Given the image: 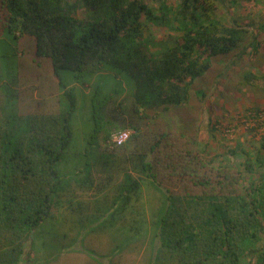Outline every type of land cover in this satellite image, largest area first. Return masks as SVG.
<instances>
[{
	"label": "trees",
	"instance_id": "trees-1",
	"mask_svg": "<svg viewBox=\"0 0 264 264\" xmlns=\"http://www.w3.org/2000/svg\"><path fill=\"white\" fill-rule=\"evenodd\" d=\"M227 2L0 0V264L21 263L26 239L72 188V183L63 186L57 165L71 146L78 100L60 72L82 78L109 69L117 85L100 108L105 124L135 133L124 146L111 148L107 143L115 130L108 127L104 152L112 159L119 148L150 135L127 155L132 169L113 200L128 207L138 198L141 182L132 172L161 191L152 264H244L251 254L255 260L246 264H264V249L256 248L264 233L262 150L251 154L238 144L231 154L239 163L217 167L195 135L141 133L151 117L148 110L188 101L190 85L210 69L212 58L232 53L242 58L259 49L249 28L263 29L264 17L223 18L219 10ZM153 26L165 27L168 35L158 38ZM43 65L57 76L52 81L59 79L55 88L68 107L23 113L18 108L26 96L45 94L52 86L31 84ZM244 74L249 82L257 75Z\"/></svg>",
	"mask_w": 264,
	"mask_h": 264
},
{
	"label": "rangeland",
	"instance_id": "rangeland-1",
	"mask_svg": "<svg viewBox=\"0 0 264 264\" xmlns=\"http://www.w3.org/2000/svg\"><path fill=\"white\" fill-rule=\"evenodd\" d=\"M229 1L219 10L223 18L250 13L256 21H262L263 0H238L240 5L236 6ZM249 29L258 39L255 45L260 42L256 52L253 49L242 58L235 57V53L212 58L210 69L190 85L188 101L183 105H172L165 111L148 110L151 117L141 133L172 131L195 135L202 153L207 158L213 157L217 167L239 163L240 158L231 154L238 144L251 154L259 150L263 154L264 28L257 26ZM152 31L158 38L169 33L165 27L158 26H153ZM24 57L26 64L29 56L26 54ZM48 69L45 65L38 68L41 76L35 77L36 81L31 84L35 83L38 88L51 83L50 89L53 90L46 88L45 94L39 91L26 96L25 101L19 104L21 112L64 111L68 107L67 98L55 88L59 79L52 81L57 76ZM109 70L82 78L73 77L69 71L60 72L65 84L74 88L78 100L72 121L71 146L57 165L63 186L72 183V188L66 191L62 203L56 202L49 217L26 239L20 264L153 262L161 191L148 179L142 178L140 173L131 171L141 182L138 198H134L128 207L122 199L113 200V196L119 194L118 186L123 182L125 173L132 169L127 155L136 148L141 149L150 135L139 143L119 148L112 159L109 153L104 152V136L108 127L118 131L117 125L105 124L104 108L100 109L106 95L117 85L115 72ZM249 70L257 74L250 82L244 74ZM96 87L101 89L100 95L95 94ZM20 88L21 92L25 90L23 86ZM0 98H3L1 92ZM9 111L16 114L13 106ZM250 178L246 177L245 184H250ZM76 182L85 184L80 186ZM261 236L256 245L258 250L264 249V233ZM250 259L255 260L253 254L244 264Z\"/></svg>",
	"mask_w": 264,
	"mask_h": 264
},
{
	"label": "built area",
	"instance_id": "built-area-1",
	"mask_svg": "<svg viewBox=\"0 0 264 264\" xmlns=\"http://www.w3.org/2000/svg\"><path fill=\"white\" fill-rule=\"evenodd\" d=\"M133 134L134 130L129 128L118 130L111 135L108 143L111 148L122 147L130 140Z\"/></svg>",
	"mask_w": 264,
	"mask_h": 264
}]
</instances>
